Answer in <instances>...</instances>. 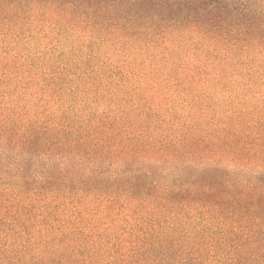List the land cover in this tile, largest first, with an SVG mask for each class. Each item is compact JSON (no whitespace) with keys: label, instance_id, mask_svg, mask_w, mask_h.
<instances>
[{"label":"trees","instance_id":"1","mask_svg":"<svg viewBox=\"0 0 264 264\" xmlns=\"http://www.w3.org/2000/svg\"><path fill=\"white\" fill-rule=\"evenodd\" d=\"M31 9L134 44L194 31L229 55L264 46V0H0L6 20ZM58 107L0 102V264H264V125L163 127ZM48 191L153 212L135 210L111 236L85 233L34 214ZM182 209L195 214L188 224L166 215Z\"/></svg>","mask_w":264,"mask_h":264},{"label":"rangeland","instance_id":"2","mask_svg":"<svg viewBox=\"0 0 264 264\" xmlns=\"http://www.w3.org/2000/svg\"><path fill=\"white\" fill-rule=\"evenodd\" d=\"M53 16L31 9L20 21L0 17V102L52 111L62 105L86 119L111 113L151 124L166 120L163 127L214 129L230 116L264 125V46H241L229 55L194 31L134 44L66 29ZM38 195L30 194L36 197L34 214L45 211L81 224L85 233L111 236L140 209L138 203L111 202L81 191ZM166 215L188 224L195 214L182 209Z\"/></svg>","mask_w":264,"mask_h":264}]
</instances>
